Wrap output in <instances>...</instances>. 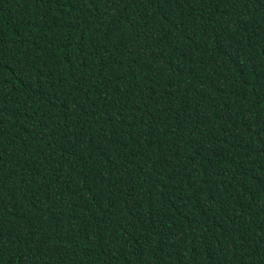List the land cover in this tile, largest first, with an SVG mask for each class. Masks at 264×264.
Returning <instances> with one entry per match:
<instances>
[{
    "label": "trees",
    "instance_id": "16d2710c",
    "mask_svg": "<svg viewBox=\"0 0 264 264\" xmlns=\"http://www.w3.org/2000/svg\"><path fill=\"white\" fill-rule=\"evenodd\" d=\"M0 264H264V0H0Z\"/></svg>",
    "mask_w": 264,
    "mask_h": 264
}]
</instances>
